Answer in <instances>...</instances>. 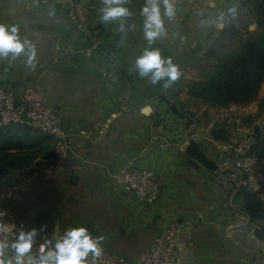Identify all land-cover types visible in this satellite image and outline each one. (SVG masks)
<instances>
[{
    "label": "crops",
    "instance_id": "crops-1",
    "mask_svg": "<svg viewBox=\"0 0 264 264\" xmlns=\"http://www.w3.org/2000/svg\"><path fill=\"white\" fill-rule=\"evenodd\" d=\"M146 2L121 0L131 15L104 20L105 0H0V23L15 25L36 50L31 62L27 45L0 55L2 80L19 94L37 86L70 141L60 159L53 136L27 127L0 131V198L31 230L48 223L61 240L68 228L84 225L102 237L101 252L124 259L139 260L161 230L179 223L190 237L181 264H264L259 222L239 193L241 170L225 156L233 145L214 137V119L186 107L198 99L185 85L210 56L216 63L206 74L245 41L264 36V0H173L175 14L164 15L165 30L151 43ZM147 48L171 57L180 77L166 85L167 77L153 83L150 73L140 75L136 58ZM192 142L215 170L192 161ZM123 166L158 174L154 198L139 199L115 182ZM0 243L5 264H39L16 259L1 233Z\"/></svg>",
    "mask_w": 264,
    "mask_h": 264
},
{
    "label": "built area",
    "instance_id": "built-area-1",
    "mask_svg": "<svg viewBox=\"0 0 264 264\" xmlns=\"http://www.w3.org/2000/svg\"><path fill=\"white\" fill-rule=\"evenodd\" d=\"M13 127H27L56 138L54 154L62 159L69 154L70 141L66 137L58 111L43 100L37 86H31L25 93L19 94L8 87L0 73V130ZM37 170L35 174H40ZM115 182L127 194L139 199H152L160 189L158 174L149 168L121 167L114 174ZM32 233V248L20 254L29 262L39 260L44 254L56 247L57 239L50 225L43 223L33 232L22 219L13 218L0 198V233L15 245L20 233ZM190 243V237L179 223L170 224L161 230L152 248L139 260L132 261L108 252L95 255L89 252L88 264H181L179 255ZM43 249V250H42Z\"/></svg>",
    "mask_w": 264,
    "mask_h": 264
},
{
    "label": "clouds",
    "instance_id": "clouds-1",
    "mask_svg": "<svg viewBox=\"0 0 264 264\" xmlns=\"http://www.w3.org/2000/svg\"><path fill=\"white\" fill-rule=\"evenodd\" d=\"M234 11V9H230ZM143 13L144 32L149 43L160 36L165 30L164 15L169 17L175 14V4L173 0H164V11H161L159 0H147L144 4ZM131 15L130 10L121 3V0H105V9L103 11V19L109 20L116 17ZM26 45L29 51V61L31 62L36 56L34 44L26 38L21 39L18 35V29L15 25L0 23V55H7L9 51L19 54L25 50ZM136 66L140 75L151 74L153 83L159 81L163 77L168 79L166 85L178 79L181 75L179 66L173 62L171 57L163 56L159 48H147L144 53L136 58ZM35 229H33V232ZM102 237H94L84 225L70 227L66 230L64 237L57 241L53 250L47 251L40 259L39 264H88L87 257L90 250L95 255H99L101 248L98 240ZM20 254L29 252L32 248V233H20V238L14 245ZM3 243H0V254H2ZM43 250V249H42ZM16 259L23 261V256L18 255ZM0 264H5L0 259ZM11 264V261L8 262Z\"/></svg>",
    "mask_w": 264,
    "mask_h": 264
},
{
    "label": "trees",
    "instance_id": "trees-1",
    "mask_svg": "<svg viewBox=\"0 0 264 264\" xmlns=\"http://www.w3.org/2000/svg\"><path fill=\"white\" fill-rule=\"evenodd\" d=\"M264 83V36L245 41L237 53H231L202 81L189 87V94L213 107L247 105L254 102ZM6 130V129H4ZM2 131V130H0ZM256 131L261 132L259 129ZM224 131H214V137L227 141ZM264 143V135H257L246 156L260 158L257 151ZM193 162H198L208 170L217 165L209 160L199 145L192 142L186 152ZM264 173V171H263ZM264 176V175H263ZM264 190V189H262ZM244 210L252 221H263L255 230V235L264 241V210L262 199L257 195L245 196ZM42 258V257H41ZM40 258V259H41ZM37 260V261H40Z\"/></svg>",
    "mask_w": 264,
    "mask_h": 264
},
{
    "label": "rangeland",
    "instance_id": "rangeland-1",
    "mask_svg": "<svg viewBox=\"0 0 264 264\" xmlns=\"http://www.w3.org/2000/svg\"><path fill=\"white\" fill-rule=\"evenodd\" d=\"M216 60L210 56L204 62L202 72L198 69L187 76L186 89L189 93V87L193 85L199 77L203 80L208 78L206 74L209 68H213ZM197 77V78H196ZM202 101V100H201ZM198 100H187L186 107H193L203 112L202 115L216 122L217 130L224 131L226 139L233 145L230 151L226 152L232 163L236 164L242 171H236L238 174V182L240 183V196L242 202L245 203V196L257 194L263 202L264 210V143L257 151L260 158L254 156H246L248 148L256 141V136L264 135V83L261 86L258 98L247 105H229L227 107L211 108ZM204 117V118H205ZM205 118V119H206ZM259 129L261 132L256 131ZM239 149V150H238ZM230 154H227L229 153ZM241 180V181H239ZM243 203V204H244ZM244 206V205H243ZM259 225L263 222L258 220Z\"/></svg>",
    "mask_w": 264,
    "mask_h": 264
},
{
    "label": "water",
    "instance_id": "water-1",
    "mask_svg": "<svg viewBox=\"0 0 264 264\" xmlns=\"http://www.w3.org/2000/svg\"><path fill=\"white\" fill-rule=\"evenodd\" d=\"M147 111L149 110V107L146 109ZM56 239L59 241V234H58V232L56 233Z\"/></svg>",
    "mask_w": 264,
    "mask_h": 264
}]
</instances>
